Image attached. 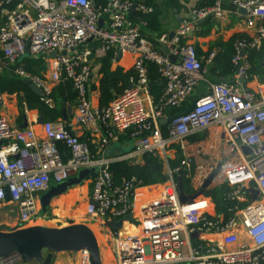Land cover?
<instances>
[{"label":"built area","instance_id":"2783aa9c","mask_svg":"<svg viewBox=\"0 0 264 264\" xmlns=\"http://www.w3.org/2000/svg\"><path fill=\"white\" fill-rule=\"evenodd\" d=\"M134 4L130 0H110L99 11L91 0H0L1 11L14 6L6 16L0 13V76L12 72L38 85L42 100L52 108L50 97L60 83L72 82L76 93L70 124L44 123L42 138L34 129H16L0 117V213L8 191L20 226L28 225L39 217V195L46 193L52 183L62 184L83 170L97 169L91 200L98 207L89 203L87 216L93 221H119L132 214L137 198L136 179L115 187L110 172L113 161L96 158L88 142L73 135L71 127L87 129L93 135L104 131L101 149L115 132H131L138 154L158 153L163 159L171 147L218 128L226 136L228 148L238 157V163L218 175L214 183L224 182L230 188L227 198L235 203L234 213L243 210L249 242L241 243L233 232L235 218L226 225L224 217L211 222L199 215L200 207L180 202L175 173L187 172L193 187L203 185L205 175L213 174V170L203 166L193 173L194 161L184 156L181 168L171 171L172 177L166 183L165 205L144 210L141 226L157 229L164 220L162 211L168 208L174 210L173 217L177 214L179 220L175 217L172 227L146 235L116 234L115 255L119 264H182L186 260L194 264H264V83L251 75L249 61L251 51L258 52L264 47V0L234 1L237 9L246 11L245 24L254 31V36L236 41L232 79L210 84L206 96L194 101L188 111L171 118H167V111L183 106L199 83L205 81L203 62L195 46L186 42L195 32L196 22L184 21L173 38L169 34L159 37L157 50L131 20ZM138 11L147 15L154 9L140 3ZM193 15L198 20L211 15L220 20L226 18L221 0H216L213 7L195 10ZM104 18L108 19L107 27L100 26ZM90 41L98 43L94 52L83 49ZM27 52L31 59L48 61V77L34 76L18 66ZM110 52L115 53L113 62L118 53L134 58L130 87L111 105L95 108L90 94L91 57L103 58ZM54 53H58L56 59L51 58ZM217 53L213 51L208 56L207 64L215 61ZM147 62L158 66L165 83L158 103L151 97ZM4 98L0 95V105ZM23 106L27 110L25 101ZM167 119L170 121L163 125L162 121ZM61 145L68 150V159H64ZM251 190L259 192L257 200ZM197 232L224 235L223 245L227 249L219 250L200 241L194 245L191 236ZM79 254V264H91L87 251ZM0 264L24 262L20 254H12L0 258Z\"/></svg>","mask_w":264,"mask_h":264},{"label":"crops","instance_id":"0c3cea01","mask_svg":"<svg viewBox=\"0 0 264 264\" xmlns=\"http://www.w3.org/2000/svg\"><path fill=\"white\" fill-rule=\"evenodd\" d=\"M234 1L237 0H221L222 9L226 12V18L224 20L213 17L205 21L203 24H200L198 23L200 20L193 21L191 19L194 11L199 8H209L213 6L215 0H139V4L143 3L145 5L151 6L154 9V12L152 14H147L146 16L148 17V19H150L151 22H154L155 24H151V29L147 27L146 22H142V20H140L142 15L138 14L141 13L139 11H137L135 18H131V16L130 18L133 23L140 26L143 35L148 40H150V36L153 39H156L164 34H169L170 36L171 34H175L177 29L181 25L179 21H182V23L186 20H192L193 22H196V30L194 33L188 36L186 42L191 43L195 46L197 55L203 62L205 81L199 83V85L195 89L194 94L183 106L179 107L178 109H170L169 111H167V118H171L174 115L184 113L191 109L194 101L206 96L209 93L210 84L228 82L232 79L233 74L223 76V70L220 67L216 66V61H214L212 64H207L206 59L213 51L220 52L219 46L222 44L229 43L236 38L250 39L254 36V31L248 29L245 24L246 14L242 13L235 7ZM8 9L2 11L0 10L2 16L7 15L8 11L10 10ZM107 20V18H104L102 20V27L108 26ZM97 47L98 43L96 41H90L83 47V49L93 50L94 52L95 48ZM101 59L102 58H96L95 55L91 57L93 75L90 94L92 105L95 108H103L104 106H109L111 105V103H113L116 97H118L115 96L114 99L107 105L102 102L103 96L101 81L103 77L100 72ZM41 60H43L46 66V71L42 73V77H48V61L45 59ZM134 62L135 61L133 57H123L120 53H118L116 62H113L112 59V70L115 71L119 69L123 73L130 74L131 72H133ZM253 86H255V84ZM159 87L162 88L161 92L162 90L164 91L165 83L162 79L159 82ZM153 90L154 87L151 91V97L155 101L152 95ZM156 92L158 95H160L159 90H157ZM4 97V102L0 105V117L5 118L10 123V125L16 129L25 130L27 128H32L36 132L37 136L39 138H42L43 124L46 122L44 121L43 116H41L38 110H26L24 106H20L18 99L21 98L23 102V96H18L17 94H15L4 95ZM58 107L62 109L63 117L61 119H58L56 122L63 121L64 123L70 124L75 113V103L60 102V104L56 106V108L58 109ZM68 108H71L72 111L70 116L67 115V121H65L64 112L67 111ZM41 119H43V123H40ZM26 125L27 128H25ZM70 131L73 135L77 136L81 140L89 142L90 149L96 158L112 160V164L117 162H130L137 164L143 163V156L136 152L137 142L130 138L129 132H115L113 137L109 139L107 146L101 149V141L105 138L104 131H102L99 135H93L87 129H83L80 127H71ZM204 134H207L208 137L206 143L201 142L197 145L190 144L189 140L192 138H189L188 140L184 141V144L173 146V148L171 147L167 151V157L163 159L165 161L168 174L167 182L172 177L168 162L169 160L175 159L179 151H182L184 156L191 158L194 161L193 165H195V161L197 160L195 171H198V168L203 166L207 170H213V173L217 172V176L223 175L228 170V168L238 163V157L234 156L233 152L228 148L227 138L221 130H219L218 128H212ZM177 147H179L180 149H178ZM68 158L69 155L66 154V159ZM207 176L208 174L205 175L204 182L209 178L210 175L208 177ZM178 178L177 180L174 178L177 187ZM92 181L93 177H90L82 184L73 187L67 193L52 200L48 213L44 217H38L31 222L37 224L38 222H41L42 224L38 226L33 225L31 227L41 226L59 229L63 228V226L84 225L92 230L91 225L86 224V218H88L87 206L92 198ZM166 183H164L163 185H155L139 190V192L137 193V198L134 202V211L130 215L132 217V220L128 223L124 222V225L122 227H119L118 223L124 221L126 218L119 221L112 219H108L105 221H93L98 227L100 237L102 238L101 240L100 237L98 235H95V233L93 232L98 242L101 264H119V261L115 255L116 234L118 235L119 233L120 237L136 234L146 235L153 230H159L160 228H170L176 221V218L177 220H179L177 214H175L176 218L173 217L174 210L172 211V208L170 210L168 208L162 211V213L164 214V220L161 225H158L157 229H153L154 227L147 228L141 226V220L144 216V210L165 205L166 200H164L163 195L165 194L164 191L166 188ZM216 184H218V182L214 183L213 185ZM191 186L193 187V184H191ZM202 186L203 185L200 186L199 184H196L193 187L195 190L192 195H195ZM206 193L204 196L196 199L192 204H187L186 206H191L194 204L198 208L200 207L199 215H202L206 220L208 219L211 222H217L216 219L218 218L220 220H223V214L218 213L216 204L211 198L206 196ZM8 204L10 203L6 201L4 208H7ZM232 215L235 218V226L233 228V232L239 236L241 243H248L249 237L247 235V226L244 220L243 210L233 213ZM29 225L30 223L26 226ZM14 226H20L19 222H15ZM224 237V235L220 234L205 233L201 235L198 240L192 239V242L194 245H196V243H198L199 241L204 242L205 245L223 250L226 248L223 245ZM79 262L80 254L62 253L55 255L53 259V264H79ZM24 264L40 263H38L37 261H32L30 263ZM182 264L194 263H192L190 260H186V262Z\"/></svg>","mask_w":264,"mask_h":264},{"label":"trees","instance_id":"16d2710c","mask_svg":"<svg viewBox=\"0 0 264 264\" xmlns=\"http://www.w3.org/2000/svg\"><path fill=\"white\" fill-rule=\"evenodd\" d=\"M91 1L94 3L95 8H98L99 11H103L107 7L110 0H91ZM215 2L213 3V6ZM8 8L10 10H13L14 6ZM205 8L207 7L199 8V9H205ZM138 14L142 15L140 20H142V22H146L147 27L151 29V24L153 25L155 23L151 22L146 15L141 13ZM149 39L154 44L155 48L159 50V45L156 41L159 38L153 39L150 36ZM243 39L236 38L230 41L229 43L222 44L219 46L220 52L217 53L215 64L216 66L220 67L223 70L222 73L223 76L232 75L234 73L235 70L232 64V59L235 55L234 45L236 41ZM114 57H115V53L110 52L100 60V64H101L100 72L103 77L101 81L102 96H103L102 102L105 103L106 105L109 104L114 99L115 96L122 95L124 91L130 87L129 80L133 75V72H131L130 74L123 73L119 69L113 71L112 59H114ZM249 61L251 63V69H250L251 75L259 77L260 80L264 83V48L258 52L251 51L249 54ZM18 66L23 67L26 72L38 77H42V73L46 71L45 63L41 59L35 60L29 57H24L20 61ZM147 68L150 73V81L152 82L154 87L152 95L155 99V102L158 103L161 97L163 96V92H164L163 90L161 92L162 88L159 87V82L161 80V77L159 75V68L157 65L149 62H147ZM157 90H159L160 95L157 94L156 92ZM15 94H17L18 96H23L28 110H38L41 116H43L44 121L46 123L56 122L58 119H61L63 117L62 109L59 107L58 109L56 108V106H58L60 102L74 103L76 99V93L74 91L73 83L70 81L62 82L59 85H57L55 88H53L50 98L55 104V108H52L50 104H47L42 100V97L36 95L30 89V87L27 85L26 80L21 79L20 77L14 75V73L12 72H7L1 75L0 95H15ZM105 107L107 106H104L103 108ZM163 135L165 137L167 136V129L165 126L163 127ZM129 136L131 138V132H129ZM207 140H208L207 134H204V135L196 136L194 138L192 137V139H190L189 142L190 144L197 145L198 143L201 142L206 143ZM177 148L180 149L179 147ZM60 150L64 159H66V154L69 155L68 150L62 145L60 146ZM183 159H184V154L182 153V151H179L176 158L173 160H169L168 162L170 170L175 171L180 169ZM196 162L197 160L195 161V165ZM195 165H193L192 167L193 173H196ZM110 172L113 177L112 183L115 187H119L125 181L136 179L135 187L137 193L139 192V190L145 189L147 187L161 185V184L163 185L168 180L165 161L158 153L144 154L142 164L130 163V162L114 163L110 166ZM179 176L182 178L185 194L192 195L194 193V188L191 186L190 179L187 178V172H183L182 175L175 173L174 178L177 180ZM230 191L231 190L226 183L220 182L210 187L206 193V196L211 198L213 202L216 204L218 213L223 214L224 225L229 223L234 218L232 215L234 213V211L232 210V205L234 206L235 203L228 200L227 198V194Z\"/></svg>","mask_w":264,"mask_h":264},{"label":"water","instance_id":"95a60500","mask_svg":"<svg viewBox=\"0 0 264 264\" xmlns=\"http://www.w3.org/2000/svg\"><path fill=\"white\" fill-rule=\"evenodd\" d=\"M135 4L130 13L131 18H135L138 11L139 0H134ZM98 9V8H96ZM242 13L246 14L245 10H240ZM214 16H208L207 18L200 20L198 23L203 24L205 21L213 18ZM191 19L193 21H198L195 15H192ZM102 21L100 22V26ZM182 24V21H179ZM174 34H171V38ZM30 49V44H27V51ZM66 54V53H65ZM29 57V52L25 55ZM58 53L51 55V58L56 59ZM27 85L30 89L38 96L42 97V91L38 85L27 81ZM153 84L150 85V93L152 91ZM71 108H68L64 112L65 121H67V115H71ZM170 119L162 121L165 125ZM40 123H43L41 119ZM27 128V125L25 126ZM245 153L250 154L248 149H244ZM97 169L93 170H83L77 176L70 178L68 181L62 184L52 183L50 189L43 194L40 199L41 211L39 217H44L51 206L52 200L67 193L73 187L82 184L84 181L90 177H94L97 173ZM181 175V174H180ZM217 177V172L211 174L209 178L203 183L200 190L192 196L185 194L184 185L182 178H178V191L180 196V202L183 205L192 204L196 199L205 195L207 190L213 186L214 180ZM254 200H257L259 192L256 190H251ZM6 200L11 201V197L6 191ZM90 205L98 207V203L90 201ZM132 220L129 216L124 221L118 223L119 227H122L125 223ZM202 233L197 232L191 237L193 240H198ZM82 251H87L90 254L91 264H101L99 246L93 231L84 225H71L63 228H47V227H30L27 229H22L14 231L11 233L0 232V258L10 256L12 254H20L23 258L24 263H30L32 261H37L40 264H53L54 256L62 253L79 254Z\"/></svg>","mask_w":264,"mask_h":264},{"label":"rangeland","instance_id":"374dc122","mask_svg":"<svg viewBox=\"0 0 264 264\" xmlns=\"http://www.w3.org/2000/svg\"><path fill=\"white\" fill-rule=\"evenodd\" d=\"M18 101H19L20 106L21 105L23 106V102L21 98H19ZM43 194L44 193H42L39 196L42 197ZM1 212L2 213L0 214V232L11 233L14 231L30 228L33 225L38 226L42 224L41 222H38V224L33 222V223H30L29 226H26V225L25 226H14L15 222H19V215L17 213L16 207L11 204H8V207L4 208ZM88 218H86V224L91 225V228L93 232L95 233V235H98L100 237V232L98 230V227L95 225L93 220H91L90 218L88 219ZM63 227H67V226H63ZM100 239L102 240L101 237Z\"/></svg>","mask_w":264,"mask_h":264}]
</instances>
